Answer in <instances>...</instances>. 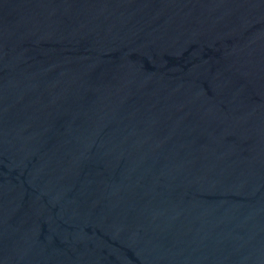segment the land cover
I'll return each instance as SVG.
<instances>
[{
    "label": "water",
    "instance_id": "water-1",
    "mask_svg": "<svg viewBox=\"0 0 264 264\" xmlns=\"http://www.w3.org/2000/svg\"><path fill=\"white\" fill-rule=\"evenodd\" d=\"M0 264H264V0H0Z\"/></svg>",
    "mask_w": 264,
    "mask_h": 264
}]
</instances>
